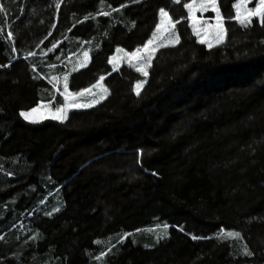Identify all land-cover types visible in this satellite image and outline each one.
Wrapping results in <instances>:
<instances>
[{"label": "trees", "instance_id": "trees-1", "mask_svg": "<svg viewBox=\"0 0 264 264\" xmlns=\"http://www.w3.org/2000/svg\"><path fill=\"white\" fill-rule=\"evenodd\" d=\"M186 2L0 0V264H264V26L220 0L227 38L208 48ZM161 8L180 42L137 97L142 74L110 59L142 48ZM84 50L70 89L104 77L107 100L24 121Z\"/></svg>", "mask_w": 264, "mask_h": 264}, {"label": "snow or ice", "instance_id": "snow-or-ice-1", "mask_svg": "<svg viewBox=\"0 0 264 264\" xmlns=\"http://www.w3.org/2000/svg\"><path fill=\"white\" fill-rule=\"evenodd\" d=\"M251 2V0H236V3L233 4V9L235 11V16L233 17L241 24H244L246 21H250V18L253 16H257L260 19V22L262 26H264V0H257V4L254 8L249 9L248 4ZM175 3H180V0H175ZM57 8L60 7L59 4L56 5ZM183 7L188 12V19L192 22L191 28L193 34L199 35L200 31L202 29L197 28V21L194 16V13L202 10H208L209 8L216 12V30H217V36L218 38H223L224 35V27L223 22L224 18L222 17L217 0H189V2L184 3ZM2 7H0V11H2ZM102 15H108L107 12H102ZM85 19H88V17H85ZM179 20L174 21L173 18L169 15L168 11L161 8L159 10V23L155 25V30L152 32L151 38L147 40V42L143 45L142 48H137L134 52L128 53L124 52V56L127 57L129 66H134L133 61H136V71L141 73L142 75H147V72L145 71V68L150 67L152 60L154 58V54L156 51H158L162 47H168L170 44L174 45L175 43H179V35L176 31V24L179 23ZM9 36L12 35L11 32L8 34ZM203 43V41H200ZM55 47V45H53ZM122 49H117V52H122ZM142 53H145L146 55H142ZM34 55V54H33ZM85 58L87 59L88 53H85ZM112 62V61H110ZM142 64V66H141ZM116 65L113 63V68H115ZM67 76H64V92L63 97L64 100L67 102L71 100L73 103H75L77 106L82 107H90L91 104H83L81 105L79 103V97L85 96L88 93L92 92L93 88H101L103 87L99 82H97L95 85L92 86V88L85 89L79 93H76L75 95L71 92H69L67 87ZM104 77H101V80H103ZM56 87V85H53ZM142 84L137 83L136 88V95H140V88ZM104 91L106 92L107 89L105 88ZM96 101H93L94 104ZM68 110V105H63L60 107H57L55 111L57 113H62V115L59 116H53V119H58L61 122H63L64 119H66V112ZM38 111V109H32V113ZM20 115L25 119L28 120L31 123H36L37 121L31 118V113L27 112H21ZM229 235H235L239 236V233H230ZM197 237H193V239H196ZM250 255V253H248Z\"/></svg>", "mask_w": 264, "mask_h": 264}, {"label": "rangeland", "instance_id": "rangeland-1", "mask_svg": "<svg viewBox=\"0 0 264 264\" xmlns=\"http://www.w3.org/2000/svg\"><path fill=\"white\" fill-rule=\"evenodd\" d=\"M181 2V0H180ZM217 4L220 10V13L223 17V13H222V9H221V4H220V0H217ZM257 4V0H251V2L248 4V8H254ZM170 15V14H169ZM194 16L196 18L197 21V28L202 29L200 31L199 35L194 34V36L197 38V40L200 42L201 40L203 41L202 44L206 45L208 48H213L216 46H219L221 44H223L226 41L227 38V33H226V26H225V20L223 22V27H224V35L223 38H218L217 36V30L215 28L216 26V12L211 10L210 8L208 10H202V11H198L196 13H194ZM257 16H253L250 18V21H246L244 24H241L243 26H248L251 24V20L253 18H255ZM259 18V17H258ZM190 22V27H191V21ZM192 30V28H191ZM177 31V29H176ZM178 35L179 32L177 31ZM193 33V32H192ZM179 42H180V36H179ZM201 43V42H200ZM179 43H175L174 45L170 44L168 47H175L176 45H178ZM122 49V48H120ZM122 52H117L111 57L110 61V65L112 67V69L114 70H119L120 68H122L123 66H129L128 63V59L127 57L124 56V52H128L131 53V51L126 50V49H122ZM157 52V51H156ZM155 52V53H156ZM85 53H88L87 59L85 58ZM142 55H146L145 53H142ZM92 63V57L91 54L88 50H84L80 55L75 56L72 60H69L66 64V70L64 72H61V74L58 75H51V77L49 78V83L52 86L53 90L56 91L57 95L60 96L58 101L54 100V102L50 101V102H45V103H41L38 107L34 108V109H38V111L32 113V110L29 111H24L27 113H31V118L36 120V123H31L28 120H25L22 116V119L28 123L31 124H40L46 121H55V122H61L58 119H53V116H59L62 115V113H57L55 111V109L57 107L63 106V105H68V110L66 112V119L63 120L64 123L68 120V117L71 113L74 112H84L87 110H91L99 105H101L102 103H104L108 96H109V89L107 87V85L105 84L104 80H101L99 83L103 86L101 88H93L91 93L86 94L85 96L79 97V103L81 105L83 104H91L92 106L90 107H82V106H77L75 103H73L71 100L69 101H65L64 97H63V92H64V76H67V87L69 92L73 93L74 95L76 94V92H73L70 89V80H71V76L72 74L79 72L83 69L88 68ZM113 63L116 65L115 68H113ZM136 61H133V65L134 66H130L134 69H136L135 65H136ZM142 66V64H141ZM149 68L147 67L145 68V71L147 72V75H142L143 79L138 81L137 83H141L142 86L140 88V95L137 97H140L145 86L148 83V73H149ZM136 83V84H137ZM56 85V87H54L53 85ZM135 84V86H136ZM92 88V87H90ZM107 89V91L105 92L104 89ZM135 89V94H136V88ZM93 101H96L94 104L92 103Z\"/></svg>", "mask_w": 264, "mask_h": 264}]
</instances>
